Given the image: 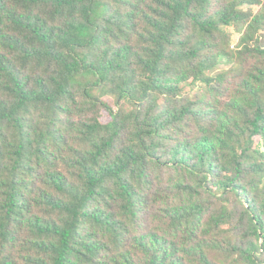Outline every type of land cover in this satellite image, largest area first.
Here are the masks:
<instances>
[{
    "label": "trees",
    "instance_id": "1",
    "mask_svg": "<svg viewBox=\"0 0 264 264\" xmlns=\"http://www.w3.org/2000/svg\"><path fill=\"white\" fill-rule=\"evenodd\" d=\"M0 264H264V0H0Z\"/></svg>",
    "mask_w": 264,
    "mask_h": 264
}]
</instances>
